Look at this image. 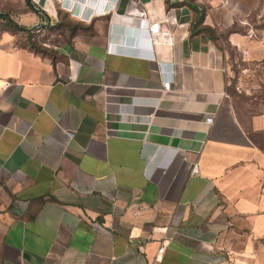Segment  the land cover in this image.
Masks as SVG:
<instances>
[{
    "label": "crops",
    "instance_id": "obj_1",
    "mask_svg": "<svg viewBox=\"0 0 264 264\" xmlns=\"http://www.w3.org/2000/svg\"><path fill=\"white\" fill-rule=\"evenodd\" d=\"M140 3L112 10L129 28L145 11L168 17L153 58L96 3L46 54L0 34V264H264V113L228 102L223 53L195 32L199 5ZM0 12L57 27L29 0ZM155 225L169 238L157 263Z\"/></svg>",
    "mask_w": 264,
    "mask_h": 264
},
{
    "label": "rangeland",
    "instance_id": "obj_2",
    "mask_svg": "<svg viewBox=\"0 0 264 264\" xmlns=\"http://www.w3.org/2000/svg\"><path fill=\"white\" fill-rule=\"evenodd\" d=\"M190 1L201 7L206 21L201 26L211 28V41L223 53L228 102L242 117L264 113V0ZM54 3L58 17L76 27L80 19L68 10L66 16ZM63 30L68 31L65 26L40 30L37 38L52 45ZM257 139L264 144V134ZM4 208L0 199V214Z\"/></svg>",
    "mask_w": 264,
    "mask_h": 264
},
{
    "label": "built area",
    "instance_id": "obj_3",
    "mask_svg": "<svg viewBox=\"0 0 264 264\" xmlns=\"http://www.w3.org/2000/svg\"><path fill=\"white\" fill-rule=\"evenodd\" d=\"M30 4L36 8L37 11L40 13H48V15L55 17L56 16V8H55V1L60 4L61 8L68 10L71 14L77 16L82 21H89L91 19L92 14H86L85 10L90 9L87 3L96 2V4L100 5L103 9L98 14H110L111 19H115L116 17H121L119 14L115 13L112 8L114 7L115 0H80L82 3L78 2V0H29ZM52 1L53 9L48 8V3ZM129 3L132 5L141 4L140 0H129ZM83 7V11H79ZM76 9H79L76 11ZM122 18V17H121ZM127 18L131 19L136 25L135 29L143 33L141 37V41L137 44V51L136 53L140 56L153 58L152 56V44L164 42L168 43L169 40V30L164 29L162 24L169 23L168 17L164 16L161 19L153 18L149 12L143 13V15L137 17L128 16ZM37 31L43 30L42 27H35ZM34 28V29H35ZM43 45H47L46 41H42ZM161 92L164 94L169 91L171 86L170 78H161ZM212 121V114H209L205 118V122L210 124ZM192 173H198L199 167L197 163H193L191 166ZM147 209L146 206H139L134 211L135 213H139L143 210ZM166 227L155 225L152 227L154 232L160 233V237L158 239V245L155 251L154 260L153 262H159L162 259L164 252L169 243V238L166 235Z\"/></svg>",
    "mask_w": 264,
    "mask_h": 264
},
{
    "label": "trees",
    "instance_id": "obj_4",
    "mask_svg": "<svg viewBox=\"0 0 264 264\" xmlns=\"http://www.w3.org/2000/svg\"><path fill=\"white\" fill-rule=\"evenodd\" d=\"M165 2L168 5V1L165 0ZM172 4H179L176 2H173ZM57 15L54 17L56 19L55 24H51L50 27L52 25L54 26H65L69 33H72L74 30H76V27L78 28H82L79 23L78 25L75 26H70L69 23H66L64 21H62L59 17H58V13H56ZM202 15H201V20H202ZM197 31L195 32H202L206 37H208L210 40L212 39L211 36V28L207 27V26H199L198 29H196ZM207 30V31H206ZM4 31L10 32V33H19L21 38H23L21 44H26L29 47L33 48L36 52H40L43 54L47 53V50L45 48V46L41 43L42 41L40 39L37 38V35L39 34L40 31H37V29L35 28H30V27H25L22 25H19L8 12H0V34ZM259 146L264 150V144L262 142L258 143Z\"/></svg>",
    "mask_w": 264,
    "mask_h": 264
},
{
    "label": "water",
    "instance_id": "obj_5",
    "mask_svg": "<svg viewBox=\"0 0 264 264\" xmlns=\"http://www.w3.org/2000/svg\"><path fill=\"white\" fill-rule=\"evenodd\" d=\"M47 18L49 20L48 16H47ZM122 18L121 17H116L114 19L115 22L117 21L116 23H120V25H121V28H122L121 29V34L124 36V38H127V40L131 44H135V45L139 44V42L141 41V37H142L143 33L138 32L135 28L125 27L124 21H121ZM125 22H129V23H132L134 25L133 21L131 19H129V18H126ZM47 24H49V21H48ZM35 27H43V25H37Z\"/></svg>",
    "mask_w": 264,
    "mask_h": 264
},
{
    "label": "bare ground",
    "instance_id": "obj_6",
    "mask_svg": "<svg viewBox=\"0 0 264 264\" xmlns=\"http://www.w3.org/2000/svg\"><path fill=\"white\" fill-rule=\"evenodd\" d=\"M78 2L82 3L80 0H78ZM49 3H50V2H49ZM49 3H48V4H49ZM94 3H96V2H90V3H87V4H88V6L90 7V5H91V4H94ZM48 8H49L50 10L53 9V5H52L51 7H48ZM82 9H83V7H81V9H80L79 11L82 12V11H83ZM101 9H103V8L101 7L99 11H101ZM99 11H96V12H99Z\"/></svg>",
    "mask_w": 264,
    "mask_h": 264
}]
</instances>
